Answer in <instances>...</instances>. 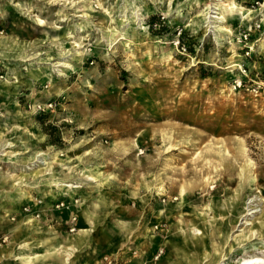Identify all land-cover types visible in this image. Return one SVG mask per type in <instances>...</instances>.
<instances>
[{
  "label": "rangeland",
  "instance_id": "1",
  "mask_svg": "<svg viewBox=\"0 0 264 264\" xmlns=\"http://www.w3.org/2000/svg\"><path fill=\"white\" fill-rule=\"evenodd\" d=\"M255 248L264 0H0V264H261Z\"/></svg>",
  "mask_w": 264,
  "mask_h": 264
},
{
  "label": "bare ground",
  "instance_id": "2",
  "mask_svg": "<svg viewBox=\"0 0 264 264\" xmlns=\"http://www.w3.org/2000/svg\"><path fill=\"white\" fill-rule=\"evenodd\" d=\"M211 17H215V16H211ZM222 18H224V17H221V19ZM220 19V18H219ZM223 20V19H222ZM40 155H42V153L40 154ZM40 162V164H47V162H42L41 160L39 161ZM91 180H94V178L92 177V178H90ZM59 184V183H58ZM66 187H71V188H77L78 186L77 185H75V184H69V185H66ZM254 198H250L249 200H248V202H247V210H248V214L247 215H249V216H245L244 218H245V221L244 222H242L243 224H247V222H248V219L250 218V215H252V214H254L255 213V208H257V206H253V204H254ZM258 211V210H257ZM241 226V225H240ZM241 228V227H240ZM194 230V232L196 233V234H202V232H200V229L199 228H195V229H193ZM256 249V251H258V253H260V255H261V257H259L258 259H256V260H254V262L255 263H261V264H264V249H260V248H255ZM72 256V252H67V255H66V260H68L70 257ZM251 260V259H250Z\"/></svg>",
  "mask_w": 264,
  "mask_h": 264
},
{
  "label": "built area",
  "instance_id": "3",
  "mask_svg": "<svg viewBox=\"0 0 264 264\" xmlns=\"http://www.w3.org/2000/svg\"><path fill=\"white\" fill-rule=\"evenodd\" d=\"M247 37L246 35H243V39L245 40ZM244 79L242 80H239L238 83L236 84L237 87H241L242 86V83H243Z\"/></svg>",
  "mask_w": 264,
  "mask_h": 264
},
{
  "label": "crops",
  "instance_id": "4",
  "mask_svg": "<svg viewBox=\"0 0 264 264\" xmlns=\"http://www.w3.org/2000/svg\"><path fill=\"white\" fill-rule=\"evenodd\" d=\"M81 235H82V234H81ZM81 235H79V236H81ZM77 242H80V241L78 240Z\"/></svg>",
  "mask_w": 264,
  "mask_h": 264
}]
</instances>
